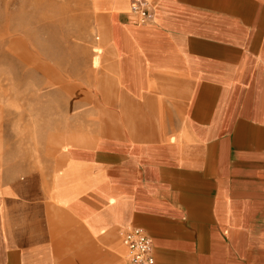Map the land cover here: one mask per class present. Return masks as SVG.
Segmentation results:
<instances>
[{
  "label": "crops",
  "instance_id": "1",
  "mask_svg": "<svg viewBox=\"0 0 264 264\" xmlns=\"http://www.w3.org/2000/svg\"><path fill=\"white\" fill-rule=\"evenodd\" d=\"M142 1L145 22L94 0L120 32L125 134L3 178L0 264H130L131 226L156 264H264V0Z\"/></svg>",
  "mask_w": 264,
  "mask_h": 264
},
{
  "label": "rangeland",
  "instance_id": "2",
  "mask_svg": "<svg viewBox=\"0 0 264 264\" xmlns=\"http://www.w3.org/2000/svg\"><path fill=\"white\" fill-rule=\"evenodd\" d=\"M119 37L94 0H0V182L48 175L74 138L125 134L118 111L136 102L115 80Z\"/></svg>",
  "mask_w": 264,
  "mask_h": 264
},
{
  "label": "built area",
  "instance_id": "3",
  "mask_svg": "<svg viewBox=\"0 0 264 264\" xmlns=\"http://www.w3.org/2000/svg\"><path fill=\"white\" fill-rule=\"evenodd\" d=\"M130 10L137 14L141 22L152 18L150 6L142 0H132ZM122 244L126 247L130 264H156L151 238L143 229L131 226L123 234Z\"/></svg>",
  "mask_w": 264,
  "mask_h": 264
}]
</instances>
